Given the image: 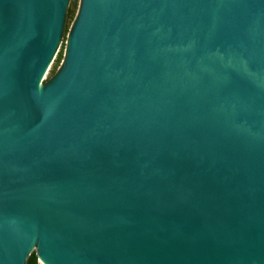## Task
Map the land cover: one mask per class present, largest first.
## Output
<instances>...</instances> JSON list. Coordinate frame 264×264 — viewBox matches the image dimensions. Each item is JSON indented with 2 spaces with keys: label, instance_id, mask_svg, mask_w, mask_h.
I'll return each mask as SVG.
<instances>
[{
  "label": "water",
  "instance_id": "95a60500",
  "mask_svg": "<svg viewBox=\"0 0 264 264\" xmlns=\"http://www.w3.org/2000/svg\"><path fill=\"white\" fill-rule=\"evenodd\" d=\"M0 0V264H264V0Z\"/></svg>",
  "mask_w": 264,
  "mask_h": 264
},
{
  "label": "rangeland",
  "instance_id": "374dc122",
  "mask_svg": "<svg viewBox=\"0 0 264 264\" xmlns=\"http://www.w3.org/2000/svg\"><path fill=\"white\" fill-rule=\"evenodd\" d=\"M80 3H81V0H68L67 1L63 31H62L60 39H59L57 50L53 56V59L49 63L47 70L45 71L44 75L42 76L41 82L49 81L53 77V75L58 71V69L60 68V66L64 60L65 53L67 50L68 37H69L70 31H71V28L73 26V23L75 21V18L77 16V13L79 11ZM71 8L73 10V15L71 17H69L67 12ZM36 258H37V263L41 264L38 256H36Z\"/></svg>",
  "mask_w": 264,
  "mask_h": 264
},
{
  "label": "trees",
  "instance_id": "16d2710c",
  "mask_svg": "<svg viewBox=\"0 0 264 264\" xmlns=\"http://www.w3.org/2000/svg\"><path fill=\"white\" fill-rule=\"evenodd\" d=\"M67 14L69 15V17H71L73 15V10L72 8L68 10ZM36 253L32 252L26 259L25 264H38L37 263V258H36Z\"/></svg>",
  "mask_w": 264,
  "mask_h": 264
},
{
  "label": "bare ground",
  "instance_id": "6f19581e",
  "mask_svg": "<svg viewBox=\"0 0 264 264\" xmlns=\"http://www.w3.org/2000/svg\"><path fill=\"white\" fill-rule=\"evenodd\" d=\"M44 75V74H43ZM40 262H41V260H40ZM41 264H42V262H41Z\"/></svg>",
  "mask_w": 264,
  "mask_h": 264
}]
</instances>
